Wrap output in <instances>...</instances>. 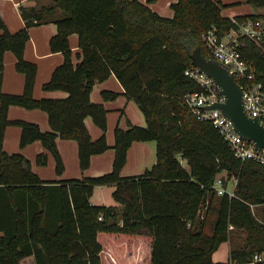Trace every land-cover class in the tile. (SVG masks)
I'll return each instance as SVG.
<instances>
[{"label":"trees","instance_id":"obj_1","mask_svg":"<svg viewBox=\"0 0 264 264\" xmlns=\"http://www.w3.org/2000/svg\"><path fill=\"white\" fill-rule=\"evenodd\" d=\"M248 3L264 8V0ZM224 6L219 0H177L171 6L173 17L166 18L139 0H54L40 8L21 7L25 28L15 34L0 13V221L5 222L0 224V264H21L32 255L36 264H229L214 262L213 255L228 241L230 226L247 234L244 247L230 251V260L264 252V224L249 206L264 203V167L236 159L218 130L199 121L184 102L187 94L200 91L185 74L193 68L192 52L199 48L210 57L202 34L216 29L221 36L233 27L231 19L222 16ZM57 12L62 18L55 21L58 31L50 47L65 60L43 88L68 96L36 100L37 68L24 59L29 29L54 20ZM258 17L264 14L236 19ZM73 34L79 39L77 64L69 43ZM239 48L264 86V45L243 38ZM7 51L14 53L17 70L27 76L21 96L1 91ZM112 75L138 104L147 127L116 128L110 173L43 181L28 159L4 150L6 128L18 126L20 146L40 141L54 156L58 175L64 164L57 138L77 141L80 167L87 170L92 156L109 149L107 111L91 101V92ZM116 97L103 93L105 100ZM13 105L45 111L52 131L9 121ZM87 117L104 132L97 141L85 126ZM146 141L157 142L156 164L142 175L122 177L129 148ZM47 162L46 154L37 157L38 165ZM222 172L238 179L233 197L218 196L212 188ZM99 186L115 187L112 197L119 207L91 204ZM205 205L208 213L200 220Z\"/></svg>","mask_w":264,"mask_h":264},{"label":"crops","instance_id":"obj_2","mask_svg":"<svg viewBox=\"0 0 264 264\" xmlns=\"http://www.w3.org/2000/svg\"><path fill=\"white\" fill-rule=\"evenodd\" d=\"M144 2V0H140ZM151 2L152 0H146ZM177 0H175L176 2ZM53 0H0V13L6 24L8 31L15 34L25 28V22L21 16L20 8H40L48 6ZM222 2V1H221ZM223 3V2H222ZM248 3V0H247ZM150 8L162 17L172 18L174 14L169 12L168 5L159 6L157 4L149 5ZM256 9H264L257 8ZM262 13L254 14L262 15ZM243 15V16H254ZM222 16H224L222 14ZM242 16V15H240ZM55 19L41 25L33 26L29 29V40L26 44L24 59L29 64L37 68L33 98L36 100L63 99L68 96L64 91L53 90L46 91L43 86L48 83L55 69L64 63L65 56L61 52L53 53L51 51V39L57 34V24L55 21L62 18L61 12L55 14ZM225 17V16H224ZM239 17V16H236ZM236 17H230L236 18ZM229 18V17H226ZM3 31L0 30V36ZM69 43L72 50V61L74 64L80 62L78 54L79 39L76 34L69 37ZM17 59L13 52L7 51L3 56V72L1 91L6 95L21 96L25 92L27 76L17 70ZM115 93L117 97L114 100H105L103 93ZM91 101L96 104H102L107 111V131L106 140L109 149L99 155L91 158L90 167L83 171L79 161V147L75 140H65L57 138L56 143L59 154L64 164V171L61 175L56 172V160L54 156L46 150L40 141H35L26 147L20 146L22 129L18 126H8L5 131L3 148L8 154H21L31 163L32 171L43 181H63L71 179H82L84 177H97L113 170L115 160V130L120 128L128 130L129 127H147V120L138 104L125 95V90L118 79L112 75L104 82L97 83L91 92ZM1 107V105H0ZM9 121H23L31 124H37L43 132L52 131L48 114L41 109H27L21 106H10L8 110ZM85 126L93 141L100 139L104 132L94 123L91 117L85 119ZM40 154L48 156L46 167L37 164V157ZM157 162V142H134L128 150L126 164L121 171L122 177L139 176L151 170ZM71 165V167H70ZM115 191L114 186L95 187L94 193L90 199L92 205L96 206H115L119 205L114 201L112 195ZM1 225L5 222L0 221ZM0 225V226H1ZM4 236V232L0 233ZM223 243L222 245H224ZM221 245V246H222ZM230 251L224 252V258L215 257L214 262H228ZM222 258V259H221ZM21 264H36L34 256L26 257Z\"/></svg>","mask_w":264,"mask_h":264},{"label":"built area","instance_id":"obj_3","mask_svg":"<svg viewBox=\"0 0 264 264\" xmlns=\"http://www.w3.org/2000/svg\"><path fill=\"white\" fill-rule=\"evenodd\" d=\"M233 27L223 35L216 29L210 30L201 36L211 59L226 66L230 75L244 91L243 108L250 118H260L264 122V86L258 82L256 68L240 50V40L246 38L257 45H264V17L231 18ZM186 76L200 87V91L192 92L184 97V102L192 114L201 122L212 124L228 143L233 156L241 163L252 161L264 167V149L259 150L251 141L239 135L233 123L218 109H207L214 104H224L227 96L221 91L215 81L196 67L185 72ZM234 178V177H232ZM231 178V179H232ZM237 186V184H236ZM212 188L218 196L229 192L223 179L217 176ZM254 217L256 210L264 212V203L249 204ZM101 220V218H100ZM190 226V225H189ZM234 227L230 226L229 230ZM229 264H264V252H256L245 260H228Z\"/></svg>","mask_w":264,"mask_h":264},{"label":"water","instance_id":"obj_4","mask_svg":"<svg viewBox=\"0 0 264 264\" xmlns=\"http://www.w3.org/2000/svg\"><path fill=\"white\" fill-rule=\"evenodd\" d=\"M192 65L207 74L227 96L224 104H214L207 109L220 110L234 125L237 133L255 146L264 149V122L260 118H250L243 108L244 91L230 75L226 66L206 58L199 48L191 54Z\"/></svg>","mask_w":264,"mask_h":264},{"label":"rangeland","instance_id":"obj_5","mask_svg":"<svg viewBox=\"0 0 264 264\" xmlns=\"http://www.w3.org/2000/svg\"><path fill=\"white\" fill-rule=\"evenodd\" d=\"M219 1H222L223 4L225 5L222 9V14L225 17H229V18L240 16V15H242V16L243 15H254V14L262 13L264 11V9L262 10V9L254 8L253 5H251L250 3H247V0H219ZM142 3L146 4L147 6L150 4L151 5L157 4L159 6L168 5V8L170 10L169 12L172 11L174 13L171 6L173 3H175V0H152L151 2H147L146 0H144V2H142ZM172 15H174V14H172ZM182 164L185 165L186 162L182 161ZM43 167H46V165ZM70 167H71V165H70ZM218 176L223 179L224 183L226 184V186L228 188V191L230 193L233 192L234 189L236 188V184L238 183V179L235 177L232 179H229L226 172H222V173L218 174ZM207 209L208 208L205 205L202 208V210L200 211V213H199V219L200 220H204L206 218L207 213H208ZM256 216H257V220H259L260 222H262L264 224V212L261 210V208L256 210ZM246 237H247L246 232H244L242 230H239V229L229 230L228 241L224 245L220 246L218 251L215 252L216 253L215 257L224 258V252H226V250L227 251H239V250H241L245 245Z\"/></svg>","mask_w":264,"mask_h":264},{"label":"bare ground","instance_id":"obj_6","mask_svg":"<svg viewBox=\"0 0 264 264\" xmlns=\"http://www.w3.org/2000/svg\"><path fill=\"white\" fill-rule=\"evenodd\" d=\"M207 75V74H206Z\"/></svg>","mask_w":264,"mask_h":264}]
</instances>
